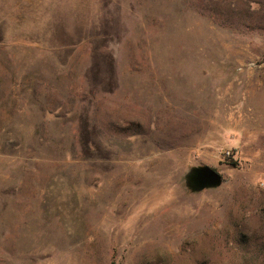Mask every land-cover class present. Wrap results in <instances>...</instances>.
<instances>
[{
    "label": "rangeland",
    "instance_id": "374dc122",
    "mask_svg": "<svg viewBox=\"0 0 264 264\" xmlns=\"http://www.w3.org/2000/svg\"><path fill=\"white\" fill-rule=\"evenodd\" d=\"M0 264H264V0H0Z\"/></svg>",
    "mask_w": 264,
    "mask_h": 264
},
{
    "label": "water",
    "instance_id": "95a60500",
    "mask_svg": "<svg viewBox=\"0 0 264 264\" xmlns=\"http://www.w3.org/2000/svg\"><path fill=\"white\" fill-rule=\"evenodd\" d=\"M191 192H200L204 189L216 188L222 183V176L208 165L191 167L186 175Z\"/></svg>",
    "mask_w": 264,
    "mask_h": 264
}]
</instances>
